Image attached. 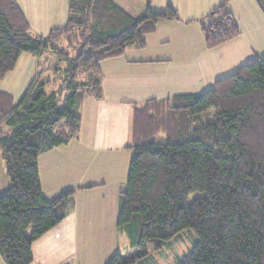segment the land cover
<instances>
[{
    "label": "trees",
    "instance_id": "obj_1",
    "mask_svg": "<svg viewBox=\"0 0 264 264\" xmlns=\"http://www.w3.org/2000/svg\"><path fill=\"white\" fill-rule=\"evenodd\" d=\"M230 1L200 20L208 48L241 33ZM176 19L171 6L148 5L136 17L113 0H69L67 23L38 35L17 0H0V85L22 53L38 58L17 103L0 89V154L10 180L0 196V254L7 264H32L34 241L75 208L76 190L44 196L39 158L78 137L84 98L103 97L101 62L144 47L145 34ZM165 104L148 102L138 117L119 193L117 228L137 252H117L106 264H138L147 245L159 250L186 229L197 242L179 264H264V57ZM192 192L205 195L188 202Z\"/></svg>",
    "mask_w": 264,
    "mask_h": 264
},
{
    "label": "crops",
    "instance_id": "obj_2",
    "mask_svg": "<svg viewBox=\"0 0 264 264\" xmlns=\"http://www.w3.org/2000/svg\"><path fill=\"white\" fill-rule=\"evenodd\" d=\"M113 1L136 17L142 16L148 5L155 11L171 6L179 19L160 21L154 32L145 34L144 47L130 46L123 55L103 60V97L84 98L78 137L40 156L44 196L53 199L73 189L76 204L58 225L34 241L32 264H100L98 253L88 258L89 247L76 249L75 243L107 244L115 237L117 241L122 233L116 224L119 193L126 188L136 122L144 116L147 103L164 105L176 95L203 93L241 66L264 57V11L257 0L229 2L241 33L213 48L206 45L200 20L224 0ZM17 3L34 34L46 35L67 23L69 0ZM37 62L32 54L22 53L2 80L1 91L10 94L15 103L34 79ZM0 162L1 196L10 180L1 154ZM95 221L105 230L95 231ZM67 249L72 251L66 254ZM0 264H7L1 254Z\"/></svg>",
    "mask_w": 264,
    "mask_h": 264
},
{
    "label": "rangeland",
    "instance_id": "obj_3",
    "mask_svg": "<svg viewBox=\"0 0 264 264\" xmlns=\"http://www.w3.org/2000/svg\"><path fill=\"white\" fill-rule=\"evenodd\" d=\"M48 56L51 57L52 55L49 54ZM166 107L167 105L165 104L164 105L162 104L161 106V108H166ZM211 116H213V112L208 113V115L205 116L204 118L207 119L208 117ZM0 165H2L1 162ZM0 183L2 182L0 181ZM204 195L205 193L203 192H192L188 197V202H191L194 199L198 197H202ZM85 213L87 214V212H83V215H85ZM101 221H103L102 218ZM94 224H95L94 227L95 231L105 230V227H100L101 223L99 221H95ZM115 240L116 237L114 240L108 242L107 244L102 242L96 243L95 241L91 244H82L77 242L75 243V248L83 250L85 249L84 247H89L90 251L86 253V256L88 258H91L92 256H95L98 253L99 255L98 262L100 264H102L103 261H105L104 263L106 264L107 261L112 257V255H114L117 252H119L123 256L133 255L134 253L137 252V248L133 247L130 244L129 238L126 236V234L121 233L119 236H117V241ZM196 242H197V235L195 231L192 229H186L183 232H181L179 235H177L175 238H173L170 244H166L164 247H162L159 250L154 249L152 245H147L146 249L148 250V255L147 257L142 259L138 264H179L180 261L184 257H186V255L191 251V249L196 244ZM114 248L116 249L115 250L116 252L114 251ZM72 249L70 251H68L69 249H67L66 251L68 252L66 254H69L72 251ZM108 253H111L110 254L111 257L109 255L105 258L106 254ZM86 256L84 255L83 258L86 261H88V258Z\"/></svg>",
    "mask_w": 264,
    "mask_h": 264
},
{
    "label": "bare ground",
    "instance_id": "obj_4",
    "mask_svg": "<svg viewBox=\"0 0 264 264\" xmlns=\"http://www.w3.org/2000/svg\"><path fill=\"white\" fill-rule=\"evenodd\" d=\"M71 191V190H70Z\"/></svg>",
    "mask_w": 264,
    "mask_h": 264
}]
</instances>
